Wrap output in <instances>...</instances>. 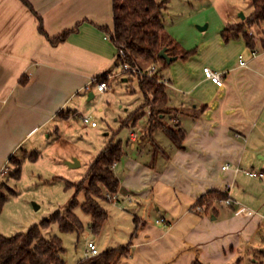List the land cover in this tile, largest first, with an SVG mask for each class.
<instances>
[{
    "label": "crops",
    "instance_id": "crops-1",
    "mask_svg": "<svg viewBox=\"0 0 264 264\" xmlns=\"http://www.w3.org/2000/svg\"><path fill=\"white\" fill-rule=\"evenodd\" d=\"M26 1L30 7L0 0V176L9 157L35 153L54 120L79 118L66 103H77L83 91L92 99L94 78L105 75L107 83L119 74L117 48L101 29H112V0ZM38 17L50 37L71 31L53 43L39 31ZM226 19L231 22L219 26L218 36L201 37L197 48L173 38L179 50L196 49L188 58L152 62L168 104L180 110L176 120L185 135L177 147L155 133L164 152L153 158L144 135L147 116L128 127L124 155L112 165L119 181L109 193L115 200L99 201L108 218L87 240L98 253L128 245L116 264H248L264 254V47L259 41V50L257 42L251 49L242 38L223 41L220 30L241 17ZM204 66L222 74L221 86L204 77ZM247 169L263 175L248 176ZM213 192L224 198L195 211ZM239 207L250 213L236 212ZM160 218L165 224L156 222ZM87 256L85 248L73 260L61 259L78 264Z\"/></svg>",
    "mask_w": 264,
    "mask_h": 264
},
{
    "label": "rangeland",
    "instance_id": "rangeland-1",
    "mask_svg": "<svg viewBox=\"0 0 264 264\" xmlns=\"http://www.w3.org/2000/svg\"><path fill=\"white\" fill-rule=\"evenodd\" d=\"M250 12L248 0H166L162 19L165 30L173 38L177 41L187 40L194 44L192 47H196L201 37L218 36L219 26L231 22L227 21V15L231 14L237 20L243 15L237 22L240 23ZM203 26H206L205 29H200ZM246 31L257 42L259 50V41H264V22L247 27ZM140 66L143 71L154 68L155 72L159 69L157 63L152 64L151 61H143ZM107 85L108 88L104 91H97L94 85L91 86L94 94L92 99H87V94L83 91L74 99L77 103H66L67 106L78 109L79 118L69 121L60 118L54 120L47 131L50 133L49 137L45 133L42 143L37 149H33L37 153L35 159L25 158L24 153L13 156L0 176V184L3 186L1 190L8 195L0 211V234L11 236L24 232L54 212L63 211L74 197L82 202L83 193H75L73 187L67 188L66 185L77 183L83 178L88 163L110 137L121 138L123 141L128 138L130 129L121 125L124 119L129 117L128 123L131 124L132 119L143 111L145 115L138 119L139 122L148 116L147 108L140 109L143 95L138 88L134 71L117 73L115 77L108 79ZM81 115L94 118L98 126L83 128ZM136 122L134 125H137ZM74 158L79 165L69 167L66 161ZM18 161H21L20 176L14 179L10 174ZM103 194L106 199V191ZM34 205L38 207L35 208ZM74 212L84 224L82 232H62L54 222L42 231L46 238L56 235L61 239L64 247L61 255L66 262L84 252L89 236L91 239L95 237L89 230L88 216L79 206L74 208ZM248 264H264V254L257 263Z\"/></svg>",
    "mask_w": 264,
    "mask_h": 264
},
{
    "label": "trees",
    "instance_id": "trees-1",
    "mask_svg": "<svg viewBox=\"0 0 264 264\" xmlns=\"http://www.w3.org/2000/svg\"><path fill=\"white\" fill-rule=\"evenodd\" d=\"M22 1L29 6L26 0ZM248 3L251 5V12L242 22L224 26L220 30V36L225 42L242 38L246 45L253 49L256 41L248 35L246 28L258 26L264 22V0H248ZM165 9L166 0H112V29L106 26H101V29L108 34L110 41L117 48L118 65L128 64L133 69H141L140 63L143 61L160 60L165 66L166 61L157 56V52L162 47H166L168 55L178 56L183 60L194 54L195 48L177 49L173 37L165 30L163 24L162 16ZM38 20L39 31L53 43L63 40L71 31V29L65 30L58 36L50 37L44 32L40 17ZM261 43L264 47V41ZM159 71L160 68L150 75L146 72L140 75L135 72L138 88L143 95L140 109H148L144 135L147 137L149 151L153 158L158 151L164 152L155 139V133L162 132L177 147L182 146L185 135L176 120L180 110L168 104L165 83L163 77L158 74ZM105 78V75L96 77L95 81H103ZM144 115V111L139 113L132 119L131 124L128 123L129 117H127L121 125L133 126ZM125 145L126 141L121 138L110 137L96 157L88 163L83 178L77 183L66 185L67 188L73 187L75 193H83L82 202H78L74 197L63 211L54 212L50 217L33 224L26 231L11 236L0 234V264H64L61 259V253L64 250L61 239L56 235L46 238L42 235V231L54 222L62 232H82L84 226L74 212L76 206L89 214L90 231L97 234L108 218L107 211L99 204V201L105 200L104 191L114 193L119 187L112 165L123 157ZM13 158V156L9 157V162ZM25 158L35 159L36 154H28ZM20 170L21 161H18L10 176L18 179ZM2 188L0 184V211L8 196L1 190ZM217 198H224V195L218 192L209 193L201 197L197 204L206 209ZM128 248V245H124L108 249L96 255L87 256L78 264H116L121 256L128 254ZM192 264L204 263L195 260Z\"/></svg>",
    "mask_w": 264,
    "mask_h": 264
},
{
    "label": "built area",
    "instance_id": "built-area-1",
    "mask_svg": "<svg viewBox=\"0 0 264 264\" xmlns=\"http://www.w3.org/2000/svg\"><path fill=\"white\" fill-rule=\"evenodd\" d=\"M237 63L240 65H244L245 61H243L241 58L238 57ZM127 71H134V72L139 73V74H144L146 72L147 75H150L153 73V69H151L149 71H143L142 69H133L128 64L119 65V73L127 72ZM202 73L206 79H209L210 81L215 83L217 86L222 85L223 79H222V74L220 72L214 71L213 69H211L208 66H204L202 68ZM110 75H112V73H109V75H107V77H110ZM91 83H95V87L99 91H104L108 88V85L104 80L103 81H95V78H94L91 81ZM86 88H89V87H86ZM80 120H81L82 124L89 126V127H94L97 125L96 120L94 118L88 116V115H81ZM130 136L133 139V138H135L136 135L131 132ZM227 166L228 165H223L222 168H226ZM3 173H4V169L1 171V174H3ZM244 173L247 174L248 176H252V177H261L263 175V173L261 171H255L252 169L244 170ZM106 198L115 200V196L113 194L111 195L109 193L106 194ZM223 201L226 204H231V203L237 204V202L232 201L230 198H225ZM201 209H202V207L198 204L194 206L195 211H200ZM242 211H246L247 213H250V211H247V209L244 207H239L236 210V212H242ZM156 222H158L160 224H165V221L162 218L157 219ZM87 251L89 253V256L96 255L98 253L97 248L95 247V244L92 242L87 243Z\"/></svg>",
    "mask_w": 264,
    "mask_h": 264
},
{
    "label": "water",
    "instance_id": "water-1",
    "mask_svg": "<svg viewBox=\"0 0 264 264\" xmlns=\"http://www.w3.org/2000/svg\"><path fill=\"white\" fill-rule=\"evenodd\" d=\"M241 18H243V15L241 16ZM200 29H205V26L200 27ZM157 56L159 58H162L166 61V63H170L171 61L176 59V56H170L166 53V47H162L158 52H157ZM90 95H92V93H90ZM68 166L70 167H75L77 166L79 163L77 161V159H72L71 161H68L66 163ZM35 208H37V205H34Z\"/></svg>",
    "mask_w": 264,
    "mask_h": 264
}]
</instances>
